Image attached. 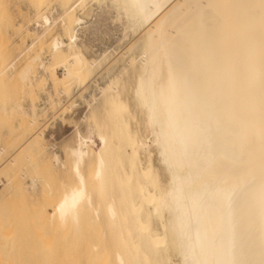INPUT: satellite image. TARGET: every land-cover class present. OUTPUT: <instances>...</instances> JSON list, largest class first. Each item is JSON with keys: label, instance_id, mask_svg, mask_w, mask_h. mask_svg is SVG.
I'll return each instance as SVG.
<instances>
[{"label": "bare ground", "instance_id": "1", "mask_svg": "<svg viewBox=\"0 0 264 264\" xmlns=\"http://www.w3.org/2000/svg\"><path fill=\"white\" fill-rule=\"evenodd\" d=\"M63 1L61 13L54 9L58 18L52 11H38L36 32L46 33L60 20L63 33L53 36L47 56H33L19 71L26 104L21 98L0 108L2 116L19 120L18 136L26 131L25 120L29 129L37 128L55 107L53 86L35 101L40 82L46 87L54 80L70 91L72 85H88L102 65L101 58L89 59L91 50L85 47V53L80 44L85 12L78 13L88 2L110 4L125 21L124 31L138 35V54L125 56L121 73L107 77L100 97L90 95V105L83 98L92 111L91 123L67 150L70 167L60 153L53 155L55 168H69L74 179L51 215L68 237H76L68 245L79 244L97 227L114 246L108 244L110 250L103 252L99 243L93 254L90 249L93 264H174L175 259L180 264H264V0ZM126 88L132 90L134 113L128 98H122ZM135 113L151 130L150 144L157 145V163L164 169L154 165L147 138L132 130ZM37 181L32 179L28 189H36ZM72 258L80 264L79 257Z\"/></svg>", "mask_w": 264, "mask_h": 264}, {"label": "rangeland", "instance_id": "2", "mask_svg": "<svg viewBox=\"0 0 264 264\" xmlns=\"http://www.w3.org/2000/svg\"><path fill=\"white\" fill-rule=\"evenodd\" d=\"M90 2H88L86 5L87 7L85 6V9L82 12L79 11L80 14L78 13V15L82 14L83 16V12H85V26L81 30L82 33H80V44L83 45V50L85 53L87 52L85 47L88 48L89 51L91 50V53L87 55L88 57L90 56L89 59H99L100 61L101 58L100 63L103 66L100 64L99 68L97 66L98 69L96 68V73L94 76H92L94 78L91 79V82L95 81V84H98L99 82V86L95 84L92 85L93 83L91 84L90 82L88 85L81 87L72 85V88L68 87L70 88L69 91V89H65L61 84L57 83L56 85L54 80L50 81V83L53 85L49 83V86L46 85V87L44 86L45 82H40L33 93V97L36 96L35 101L39 103L41 101L40 97H42L47 92L45 89L51 90V87L53 86L51 91L55 99V107H53V105H51L50 108L48 107L49 109L47 110L46 116H43L41 119L42 121H40V125L38 124L36 126L38 129L34 128L36 130H34L32 127L30 130L26 126H29L28 121L25 120V124H23V127L26 129V131L24 130L25 132H23L25 135L20 134L21 136H18L19 133L16 131V123H18L16 121H19L18 119H15L16 121L9 120L8 117L2 116V114H0V150L3 148V150H5L4 152L6 153H4L5 155H3V157L0 154V264H69L68 261H70L71 255L74 258H72L73 260L78 257L80 258L81 256H86L84 257L85 260H88L89 264H93L94 262H91L93 259H90V257L93 255L90 256V254H93L92 252L94 248H101L102 245L99 246V243L103 244V248H101L103 252L104 250L108 252L107 249L110 250L108 248V244L111 243L104 241L106 236L104 237L102 234L103 232H99V234L98 231L100 230H96L99 235L96 234L97 236L94 239L96 232L95 228L97 227H93L92 231L90 230L91 227L88 225L87 226L90 227L89 230L86 227H84V229L86 228L88 231H92V234H90V232L84 233L83 229L84 234L82 236L89 233V244L86 241L89 240V235L88 237L86 235V237H81L79 241V244H82L80 242H83L82 240H84V245H79L77 243V245L75 244L72 247L74 243L72 244L71 242L70 248L68 244H70L72 236L68 237L64 231L58 228L51 219V215L56 205L61 200L65 188L74 184V179L69 168L66 172L55 168L53 164V155L61 150L64 154L62 158L65 164L67 167L68 165L70 167L71 160L67 150L74 148L77 145L78 132L86 131L87 127L89 126L88 123H91L92 111L89 109L91 102L90 100H92L91 96L96 94L97 97H100V88L104 87L106 83H108L109 79L113 78L111 77L112 75L117 76L119 73H121L118 70L123 67V62L127 61V58L129 59L135 53L138 54V52H136L137 50L135 49L138 35L134 36L132 32L126 33V31H124V28H126L124 24L125 21L123 22L122 19H118L117 14L113 11L114 9L110 7V4L105 3L104 5V3L100 4L94 1L91 3ZM63 5V0H0V108H2L3 105H7V107L10 108L11 106L15 105V103L19 102L21 98L22 100L23 98H27V94L23 92V90L21 91V86L18 80L19 71L33 56L37 54L47 56L49 54V43L51 42L52 38L63 33L60 20L56 21L55 25L50 28L51 30H46V33H44V30L36 32L35 28L37 27L36 29H38L37 24L39 21V24H41V20L39 19L40 17H37L38 11L41 9L42 12L52 11L54 12V17L58 18L57 15L58 13L62 12ZM109 8L112 10H109ZM54 9H57L58 13H56ZM33 30L35 32H33ZM37 33L42 34L38 41L36 40ZM124 33L127 35L125 34L126 36H124ZM116 37L119 38L117 39ZM109 46L112 47L110 48ZM101 53H103L102 55L104 57L101 56ZM125 56H127V58ZM106 73H108V75H105ZM109 73L113 74L109 75ZM57 76L59 78L63 77V69H58ZM104 78H107L106 81ZM102 81L105 83H102ZM97 86L99 89L96 88ZM84 87L87 88V91ZM77 88L79 90H77ZM128 88H126V90L124 89L122 98H128L127 102L130 104L132 112L134 113L135 108L133 106V102L131 101L132 94H128L131 93L130 91L132 90H129ZM75 89L77 91H74ZM61 92H64V94H60ZM85 96L87 98H85ZM90 97L91 99L88 100ZM23 101L26 104L27 99ZM59 104L60 106H57ZM66 106H71V109L68 107L66 108ZM68 111L71 112L69 113ZM62 116L64 117L62 118ZM141 117L143 116L141 114L139 115V113L135 117L137 121L139 119V123L136 122L134 118L131 119V124L135 120L131 126L133 128L132 130H138L139 136L142 134L141 137L147 138V143L151 147V158L154 162V165L158 168L160 167L164 169L161 164L157 163L161 158L159 157V150L156 144H150V142L153 140V135L152 133L150 134L151 130H147L143 126V118L141 120ZM106 118L107 117H105V120L108 122L109 120ZM103 119L104 116L101 118V120ZM101 122H104V120ZM137 126L139 127L137 128ZM39 132L42 134L41 138L38 137ZM28 133L32 135L29 134V136ZM23 136H25V139L20 141V138L22 140ZM31 137H33L34 140H31ZM41 139H44V141H41ZM35 143H38L37 146H35ZM128 152L130 151L128 150ZM141 158L145 161L147 156L143 154V156L141 155ZM35 177L38 180L37 188L34 189L35 191L29 190L28 188L32 183V179ZM103 227L100 229L105 228ZM86 229L85 231H87ZM103 231L106 232L107 228ZM100 235H103L102 237H104L102 238L103 242ZM66 236L68 237L67 240H65ZM107 236L108 240H111V238H109L110 235ZM73 238L76 239L75 236H73ZM84 238L88 239L85 240ZM97 238L99 241H95ZM91 240L97 243H94ZM76 246L79 248L77 249ZM105 246H107V248ZM112 246L109 247L112 249ZM81 247L85 251L80 249ZM70 249H73V251H71L73 254L69 252ZM76 249L79 251L81 250V252L78 251L77 253H80L81 256L77 257ZM74 250L76 252H74ZM89 250L91 252L90 254ZM86 251L88 252V255L87 253L84 255L85 253L83 252ZM74 253L76 257L74 256ZM42 255L43 258L48 257L49 259H42ZM67 255H70V257L68 258ZM65 256L67 259H62ZM81 258L75 260L76 263H78ZM84 258L79 261L80 264H88ZM71 262L74 264L73 261H70V264ZM173 263L180 264L176 259Z\"/></svg>", "mask_w": 264, "mask_h": 264}, {"label": "crops", "instance_id": "3", "mask_svg": "<svg viewBox=\"0 0 264 264\" xmlns=\"http://www.w3.org/2000/svg\"><path fill=\"white\" fill-rule=\"evenodd\" d=\"M59 153H60V154H59ZM58 154H59L61 157L64 156V154H63V152H62L61 150L58 152Z\"/></svg>", "mask_w": 264, "mask_h": 264}]
</instances>
